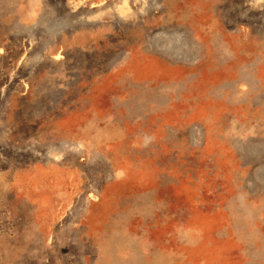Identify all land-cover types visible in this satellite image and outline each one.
<instances>
[{"label":"rangeland","instance_id":"obj_1","mask_svg":"<svg viewBox=\"0 0 264 264\" xmlns=\"http://www.w3.org/2000/svg\"><path fill=\"white\" fill-rule=\"evenodd\" d=\"M0 264H264V0H0Z\"/></svg>","mask_w":264,"mask_h":264}]
</instances>
